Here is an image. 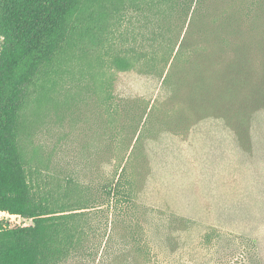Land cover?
Masks as SVG:
<instances>
[{
	"label": "rangeland",
	"instance_id": "1",
	"mask_svg": "<svg viewBox=\"0 0 264 264\" xmlns=\"http://www.w3.org/2000/svg\"><path fill=\"white\" fill-rule=\"evenodd\" d=\"M204 7L212 17L207 27L231 34L229 62L246 50V122H260L254 142L263 145L264 0H206ZM80 16L92 35L75 57H66L55 87L31 93L20 119L30 180L57 197H84L89 206L84 245L61 264H264V234L259 240L217 235L194 217L203 207L201 163H211L201 140L224 119L200 101L190 104L200 92L163 89L162 82L109 65L119 53V21L137 48L152 51L154 12L127 8L119 15V0H92ZM180 72L187 84L193 81L183 67ZM234 99L225 100L230 113ZM125 165L139 193L136 212L133 203L119 209L104 191ZM0 222L32 225L5 213Z\"/></svg>",
	"mask_w": 264,
	"mask_h": 264
},
{
	"label": "trees",
	"instance_id": "2",
	"mask_svg": "<svg viewBox=\"0 0 264 264\" xmlns=\"http://www.w3.org/2000/svg\"><path fill=\"white\" fill-rule=\"evenodd\" d=\"M91 1L0 0V213L32 222H0V264H61L88 235L84 197L74 201L70 192L57 197L30 180L20 146V119L31 93L55 87L66 57H75L76 48L92 35L88 20L80 16ZM205 4L206 0H119V15L127 8L153 11L157 29L152 51H147L134 45L119 21V53L110 55L109 65L119 73H139L150 83L162 82L163 89L200 92L190 104L200 101L224 119L201 140L211 163H201L203 207L194 217L210 223L217 235L259 240L264 234V144L254 142L260 122H246V50L241 48V55L229 62L225 52L231 34L207 27L212 17ZM224 23L230 25L227 19ZM224 63L226 68L217 69ZM181 67L192 75L189 84L181 77ZM233 96L230 113L233 109L225 100ZM128 166L119 170L118 178L108 177L104 191L113 203L119 201V209L133 203L135 210L139 193ZM143 242L144 238L138 249Z\"/></svg>",
	"mask_w": 264,
	"mask_h": 264
}]
</instances>
